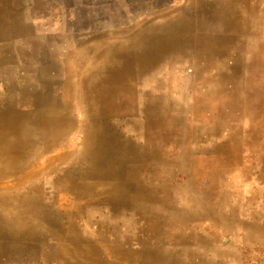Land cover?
Here are the masks:
<instances>
[{"label": "rangeland", "instance_id": "obj_1", "mask_svg": "<svg viewBox=\"0 0 264 264\" xmlns=\"http://www.w3.org/2000/svg\"><path fill=\"white\" fill-rule=\"evenodd\" d=\"M222 1L0 0V108L23 85L49 95L73 120L53 147L64 150L80 141L84 76L106 47L160 33L190 2L204 14L202 38L162 48L108 114L134 150L123 154L128 192L102 182L58 202L57 168L41 170L44 236L12 237L0 264H264V0L246 14L231 6L250 30L218 26ZM70 162L60 166L80 180Z\"/></svg>", "mask_w": 264, "mask_h": 264}, {"label": "bare ground", "instance_id": "obj_2", "mask_svg": "<svg viewBox=\"0 0 264 264\" xmlns=\"http://www.w3.org/2000/svg\"><path fill=\"white\" fill-rule=\"evenodd\" d=\"M252 1L223 0L221 9L215 14L218 26L226 30L234 27H247L250 30L248 19L239 20L231 6L246 14L258 8ZM182 14L155 26L162 27L158 34L140 33L136 36L138 43L135 45L129 43L120 45V48L106 47L107 58L103 59V64L102 61L89 64L83 81L90 87V92L85 93L86 121L81 128L80 141L74 148H53L73 124L70 115L58 102L49 100L47 94H32L27 85H23L15 94L11 92L14 97L9 102L14 107L6 104L0 108V249H7L12 237L36 243L44 236L38 220L44 218L47 212L43 209L41 195L38 196L37 190L32 189L38 183L39 175L44 174L43 169L57 168L55 176L58 177L53 182L56 184L58 202L65 200L70 192L85 195L87 185L99 186L102 182L109 184L116 195L128 192L125 189L128 188L124 177L127 166L123 154L134 150L130 140L120 139L108 114L121 109L118 99L124 86L128 84L132 91L131 83L139 68H148L162 48L177 44L181 46L180 43L193 44L202 38L204 14L198 12L195 2H190ZM206 50L209 48L206 47ZM115 101L117 107L113 106ZM22 103L27 106H18ZM148 106L152 109L151 104ZM34 136L40 144L39 148L31 149ZM49 150L54 153L52 159L36 166L39 157L47 155ZM66 156L71 157L68 166L82 165L78 175L80 180L76 179L75 174L64 171L66 165L60 166ZM77 159L80 162L76 163ZM70 167L68 170L71 172ZM144 192V189L140 190L142 198ZM29 216L35 218L36 222L29 221Z\"/></svg>", "mask_w": 264, "mask_h": 264}]
</instances>
